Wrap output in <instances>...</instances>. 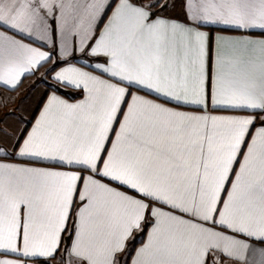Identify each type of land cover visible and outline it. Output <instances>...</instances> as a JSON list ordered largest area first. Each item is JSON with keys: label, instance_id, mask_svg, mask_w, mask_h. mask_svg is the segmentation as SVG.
Returning a JSON list of instances; mask_svg holds the SVG:
<instances>
[{"label": "snow or ice", "instance_id": "snow-or-ice-1", "mask_svg": "<svg viewBox=\"0 0 264 264\" xmlns=\"http://www.w3.org/2000/svg\"><path fill=\"white\" fill-rule=\"evenodd\" d=\"M0 29V87L51 65L0 117V264H264V0H0Z\"/></svg>", "mask_w": 264, "mask_h": 264}, {"label": "crops", "instance_id": "crops-1", "mask_svg": "<svg viewBox=\"0 0 264 264\" xmlns=\"http://www.w3.org/2000/svg\"><path fill=\"white\" fill-rule=\"evenodd\" d=\"M7 7L10 3V0H2ZM181 9L179 6L175 10V14H180ZM2 30V29H0ZM26 43L28 41H25ZM37 46V45H33ZM44 50V49H42ZM78 54V53H77ZM51 65H46L45 67L40 68L39 72L36 75H29L26 78L22 79V83L16 91H9L5 87H0V117H3L6 113L16 110L18 107L30 108V105L36 100L39 96V92L43 90L42 86L38 84L39 78L45 73L47 67ZM79 66V65H78ZM143 95V93H141ZM15 98V100H14ZM83 97L80 95L76 99H71L69 102L75 103ZM182 111H193V109H181ZM215 115H231L234 113L227 112H216ZM27 115V113H25ZM40 167H46L47 165H37ZM123 190V189H121ZM146 238V237H145ZM139 242L136 244V247H139ZM58 261H52V264H57ZM224 264H234L231 260H225Z\"/></svg>", "mask_w": 264, "mask_h": 264}, {"label": "trees", "instance_id": "trees-1", "mask_svg": "<svg viewBox=\"0 0 264 264\" xmlns=\"http://www.w3.org/2000/svg\"><path fill=\"white\" fill-rule=\"evenodd\" d=\"M80 95H76L73 99H76V98H78Z\"/></svg>", "mask_w": 264, "mask_h": 264}, {"label": "rangeland", "instance_id": "rangeland-1", "mask_svg": "<svg viewBox=\"0 0 264 264\" xmlns=\"http://www.w3.org/2000/svg\"><path fill=\"white\" fill-rule=\"evenodd\" d=\"M14 100H15V98H14ZM33 104V103H32ZM30 107H31V105H30ZM58 264V263H57Z\"/></svg>", "mask_w": 264, "mask_h": 264}]
</instances>
